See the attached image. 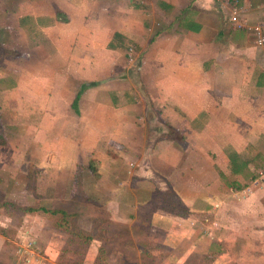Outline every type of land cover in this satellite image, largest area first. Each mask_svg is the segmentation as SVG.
Returning a JSON list of instances; mask_svg holds the SVG:
<instances>
[{
    "label": "crops",
    "instance_id": "0c3cea01",
    "mask_svg": "<svg viewBox=\"0 0 264 264\" xmlns=\"http://www.w3.org/2000/svg\"><path fill=\"white\" fill-rule=\"evenodd\" d=\"M235 8L264 30V0H22L16 7L24 38L40 36L37 65L29 52L25 78L10 90L32 109L23 112L38 123L31 128L60 142L39 167L53 163L76 185L81 165L91 166L94 183L77 186L103 197L110 220L130 225L150 208L148 226L162 235L157 247L188 243L173 264H264V211L251 224L246 210L241 230L224 212L227 203L244 209L254 191L264 194V43L234 28ZM126 43L136 47L139 92L117 73ZM253 170L260 176L244 179ZM164 190L186 211L153 207ZM4 242L0 234V249ZM243 254L257 259H238Z\"/></svg>",
    "mask_w": 264,
    "mask_h": 264
},
{
    "label": "rangeland",
    "instance_id": "374dc122",
    "mask_svg": "<svg viewBox=\"0 0 264 264\" xmlns=\"http://www.w3.org/2000/svg\"><path fill=\"white\" fill-rule=\"evenodd\" d=\"M21 1L0 0V134L6 139V144H0V234L5 239L0 249V264H168L177 256L182 257L188 245L185 241H170L171 248L157 247V242L161 243L159 240L162 235L161 232L155 235L148 226L150 208H145L130 225L110 220L112 209H108L106 202L102 200L103 197L94 200L86 193L85 186H77L79 179L85 184L89 179L94 183L92 177L96 174L91 166L81 165V170L74 175L76 185L72 183L69 171H56L53 163L51 167H39L40 158L56 149L60 142L54 141L57 138L50 135L46 140L45 136L40 137L31 128L38 123H33L34 117L31 120V117L23 112L32 109L22 104V99L21 103L17 102L18 93L14 94L10 90L17 84L16 79L22 81V78H25L23 63L29 52L32 55L29 58L37 65V39L40 34L33 33L34 37L28 38L26 31L24 38L22 28L19 29L15 23L16 7ZM125 48L126 53L122 55L117 73L119 72V78H133L139 92L141 87L138 59L133 56L136 47L133 43H126ZM114 56L117 63L118 56ZM24 82L31 84V81ZM142 93L140 97L143 96ZM13 103L16 107H11ZM172 129L175 128L171 126L169 129L168 125L167 132L179 140L177 130ZM219 173L226 181L225 175ZM259 176L260 174L254 171L247 173L244 179L249 181ZM166 191L162 192L164 194L161 195L160 201L152 204L153 207L166 205L163 198L172 196ZM262 198L263 193L254 191L253 203L246 205L244 209V202L227 203L224 207L226 222H229L231 228L241 230L242 221L247 220L248 215H251V224L253 219L260 220L264 211ZM3 202L21 207L43 206L47 209L63 210L67 214L62 219L66 227L57 226L61 219L60 213L52 215L41 210L23 213ZM246 210L250 211L248 215L245 214ZM79 230L91 233L99 240L88 244L89 242L75 234ZM261 235L264 237V233ZM210 243L207 240L203 247L209 250ZM240 246L241 244L239 248ZM222 255L224 257L227 253ZM230 256L225 257L226 260H229ZM238 259H250L252 262L257 258L243 254L239 255Z\"/></svg>",
    "mask_w": 264,
    "mask_h": 264
},
{
    "label": "trees",
    "instance_id": "16d2710c",
    "mask_svg": "<svg viewBox=\"0 0 264 264\" xmlns=\"http://www.w3.org/2000/svg\"><path fill=\"white\" fill-rule=\"evenodd\" d=\"M83 87H81V89H80V91L77 93V95H76V97L74 98V100H73V103H72V106H73V108L76 110V104H77V101H78V99H79V96H80V94H81V92L83 91V89H82ZM1 117V116H0ZM170 129V128H169ZM0 144H6V139H5V137L3 136V135H1L0 134ZM233 187H235V188H237V189H239V188H241V185H233ZM162 199V198H161ZM160 199V200H161ZM164 199V201L166 202V205L164 206V208L165 207H167V208H169L170 209V207L172 208V210L173 211H179V212H185L186 211V209L182 206V204L180 203V200L178 199V198H176V197H172V198H167V197H164L163 198ZM3 204H5L6 206L7 205H10V206H12L14 209H19L21 212H23V213H32V212H34V211H38V210H41V211H44V212H46V213H49V214H52V215H55V214H58V213H60V215H61V219L59 220V222L57 223V226L58 227H61V226H65L64 224H65V222L64 221H62V219H64L66 216H67V214L65 213V211H63V210H55V209H47V208H45V207H43V206H41V207H28V206H16V205H13V203L11 204V203H9V202H3ZM103 222H104V220H103ZM66 227V226H65ZM102 227V226H101ZM103 229V228H102ZM103 233H104V231H103ZM77 236H79V237H82L86 242H89L88 244H90V242L91 241H93V240H96L97 238H95V236L93 235V234H91V233H86V232H84V231H81V230H79L77 233H75ZM97 240H99V239H97ZM157 246H159V244H157ZM160 247H164V246H160ZM100 250V249H99ZM141 251H142V253H144V249L143 248H141Z\"/></svg>",
    "mask_w": 264,
    "mask_h": 264
},
{
    "label": "built area",
    "instance_id": "2783aa9c",
    "mask_svg": "<svg viewBox=\"0 0 264 264\" xmlns=\"http://www.w3.org/2000/svg\"><path fill=\"white\" fill-rule=\"evenodd\" d=\"M235 5H236V2H235ZM238 15H239L238 11L235 8L230 17V21L232 25L234 26V28L247 30L248 33H250L254 37L255 42L258 45L263 44L264 43V30H263L262 25L249 23L248 21L239 18Z\"/></svg>",
    "mask_w": 264,
    "mask_h": 264
}]
</instances>
